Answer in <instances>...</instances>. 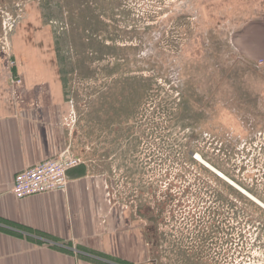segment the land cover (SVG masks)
Segmentation results:
<instances>
[{
    "label": "rangeland",
    "instance_id": "obj_1",
    "mask_svg": "<svg viewBox=\"0 0 264 264\" xmlns=\"http://www.w3.org/2000/svg\"><path fill=\"white\" fill-rule=\"evenodd\" d=\"M30 14L76 112L71 152L122 148L148 263L264 264V207L197 157L264 203V59L236 41L264 0H0V31Z\"/></svg>",
    "mask_w": 264,
    "mask_h": 264
},
{
    "label": "crops",
    "instance_id": "obj_2",
    "mask_svg": "<svg viewBox=\"0 0 264 264\" xmlns=\"http://www.w3.org/2000/svg\"><path fill=\"white\" fill-rule=\"evenodd\" d=\"M42 22L30 14L3 20L0 31V264H147L153 228L138 196L126 203L122 148L71 152L76 112ZM241 34L244 57L264 59V24L252 21ZM67 150L81 163L68 171L66 190L12 194L16 173Z\"/></svg>",
    "mask_w": 264,
    "mask_h": 264
},
{
    "label": "built area",
    "instance_id": "obj_3",
    "mask_svg": "<svg viewBox=\"0 0 264 264\" xmlns=\"http://www.w3.org/2000/svg\"><path fill=\"white\" fill-rule=\"evenodd\" d=\"M13 61L15 60L9 61L11 65H14ZM80 163L81 158L67 150L58 157L49 158L16 173L11 192L16 198L21 199L34 194L66 190L68 171Z\"/></svg>",
    "mask_w": 264,
    "mask_h": 264
},
{
    "label": "bare ground",
    "instance_id": "obj_4",
    "mask_svg": "<svg viewBox=\"0 0 264 264\" xmlns=\"http://www.w3.org/2000/svg\"><path fill=\"white\" fill-rule=\"evenodd\" d=\"M197 155V154H196ZM199 161L204 164L207 168H209L211 171L215 172L217 175H219L221 178H223L224 180H226L227 182H229L230 184H232V186H234L235 188H237L238 190H240V192H242L243 194H245L246 196L250 197L251 199H253L254 201L258 202L260 205H262L264 207V203L261 202L258 198L252 196L249 192H247L245 189L241 188L239 185H237L235 182H233L232 180H230L227 176H225L223 173H221L220 171H218L216 168H214L211 164H209L208 162H206L200 155L197 156Z\"/></svg>",
    "mask_w": 264,
    "mask_h": 264
},
{
    "label": "flooded vegetation",
    "instance_id": "obj_5",
    "mask_svg": "<svg viewBox=\"0 0 264 264\" xmlns=\"http://www.w3.org/2000/svg\"><path fill=\"white\" fill-rule=\"evenodd\" d=\"M111 158V157H110ZM111 161H109V163H110ZM126 162V161H125ZM157 242H159V240L157 239ZM155 254V253H154Z\"/></svg>",
    "mask_w": 264,
    "mask_h": 264
}]
</instances>
